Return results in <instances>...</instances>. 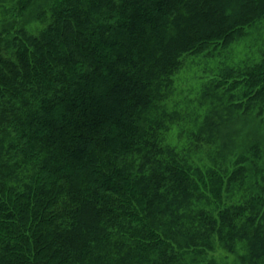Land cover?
<instances>
[{
	"label": "trees",
	"instance_id": "16d2710c",
	"mask_svg": "<svg viewBox=\"0 0 264 264\" xmlns=\"http://www.w3.org/2000/svg\"><path fill=\"white\" fill-rule=\"evenodd\" d=\"M48 12L37 32H0V264H186L239 244L264 264L260 146L230 171L195 166L168 143L164 108L183 58L241 38L264 0H52ZM222 85L241 100L229 115L262 110L264 57ZM235 187L241 198H223Z\"/></svg>",
	"mask_w": 264,
	"mask_h": 264
},
{
	"label": "rangeland",
	"instance_id": "374dc122",
	"mask_svg": "<svg viewBox=\"0 0 264 264\" xmlns=\"http://www.w3.org/2000/svg\"><path fill=\"white\" fill-rule=\"evenodd\" d=\"M19 1L0 0V32L4 27L14 25L33 33L49 20L48 11L52 0H33L26 9L18 5ZM44 10L47 14L41 22L40 15ZM263 57L264 19L228 47L215 51L210 49L183 58L182 67L174 77L173 91L164 108L173 118L169 124L167 141L179 153L187 155L191 164L203 169L230 171L233 170L231 164L238 162L242 155L250 156V148L258 144L259 165L264 169V105L263 111L260 106H255L250 111L245 112L242 108L229 115L226 110L229 104H238L241 100H231V95L237 96V91L226 93L227 87H218L225 71H244L259 64ZM207 118L223 122L215 139H208L206 131L199 133ZM244 165L248 166L246 163ZM248 176L249 181L250 172ZM242 195L243 192L235 187L225 193L223 198H241ZM246 255L245 244H239L234 253L218 246L206 256H186V264H249L242 261Z\"/></svg>",
	"mask_w": 264,
	"mask_h": 264
}]
</instances>
